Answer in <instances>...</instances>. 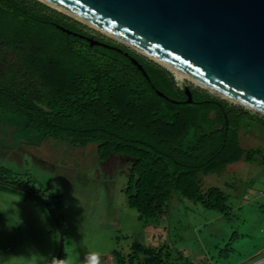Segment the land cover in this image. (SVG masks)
Returning a JSON list of instances; mask_svg holds the SVG:
<instances>
[{"label":"trees","instance_id":"1","mask_svg":"<svg viewBox=\"0 0 264 264\" xmlns=\"http://www.w3.org/2000/svg\"><path fill=\"white\" fill-rule=\"evenodd\" d=\"M79 36L121 52L90 47ZM0 60V118L8 117L17 144L38 147L51 138L79 148L96 145L101 163L127 157L124 193L140 219L163 217L174 199L227 215V196L218 188L203 190L201 176L252 163L260 153L240 144L251 120L264 127L257 115L197 88H189L187 104L167 70L35 0H0ZM0 189L24 193L52 213L18 183L0 179ZM114 257L117 264H171L161 251L141 245L127 260Z\"/></svg>","mask_w":264,"mask_h":264},{"label":"rangeland","instance_id":"2","mask_svg":"<svg viewBox=\"0 0 264 264\" xmlns=\"http://www.w3.org/2000/svg\"><path fill=\"white\" fill-rule=\"evenodd\" d=\"M177 84L200 89L188 80ZM7 118H0V179L35 193L52 213L24 193L0 189V264H90L93 254L99 264H117L114 254L127 260L134 245L161 251L171 264H264V127L255 121L240 132V144L260 152L257 159L201 176L203 190L227 196V215L174 199L166 215L143 220L124 193L127 157L101 163L96 145L51 138L19 146Z\"/></svg>","mask_w":264,"mask_h":264},{"label":"water","instance_id":"3","mask_svg":"<svg viewBox=\"0 0 264 264\" xmlns=\"http://www.w3.org/2000/svg\"><path fill=\"white\" fill-rule=\"evenodd\" d=\"M35 1L83 26L86 22L171 74L170 68L181 72L210 95L264 117V0ZM79 37L90 47L121 52ZM124 55L147 78L138 62ZM178 87L192 103L189 87Z\"/></svg>","mask_w":264,"mask_h":264},{"label":"bare ground","instance_id":"4","mask_svg":"<svg viewBox=\"0 0 264 264\" xmlns=\"http://www.w3.org/2000/svg\"><path fill=\"white\" fill-rule=\"evenodd\" d=\"M50 6L52 7V8H54L55 10H58V11H60V12H62V13H66L64 10H62L61 8H58V7H56V6H53V5H51L50 4ZM80 21H82V20H80ZM82 23L84 24V25H88L89 26V24H87L86 22H84V21H82ZM91 27V26H90ZM95 31H97V32H99V33H102V34H104V35H107V34H105L104 32H102V31H100V30H97L96 28H93ZM170 71L172 72V74L174 75V77L177 79V81L178 82H181V83H184V81H186V80H188L189 82H191L193 85H195V86H197V87H199V88H203V89H206L204 86H202L201 84H199L198 82H195L194 80H192V79H190L189 77H187L186 75H184V74H182L181 72H178V71H176V70H174V69H171L170 68Z\"/></svg>","mask_w":264,"mask_h":264},{"label":"clouds","instance_id":"5","mask_svg":"<svg viewBox=\"0 0 264 264\" xmlns=\"http://www.w3.org/2000/svg\"><path fill=\"white\" fill-rule=\"evenodd\" d=\"M90 264H99L98 262V257L96 254H93L91 257H90Z\"/></svg>","mask_w":264,"mask_h":264},{"label":"flooded vegetation","instance_id":"6","mask_svg":"<svg viewBox=\"0 0 264 264\" xmlns=\"http://www.w3.org/2000/svg\"><path fill=\"white\" fill-rule=\"evenodd\" d=\"M0 77H4V69H3V64L1 63V60H0Z\"/></svg>","mask_w":264,"mask_h":264},{"label":"crops","instance_id":"7","mask_svg":"<svg viewBox=\"0 0 264 264\" xmlns=\"http://www.w3.org/2000/svg\"><path fill=\"white\" fill-rule=\"evenodd\" d=\"M53 246H54V244H53ZM50 251L51 252L47 251V253H50V255H51V253L53 254V249H50ZM51 258H52V256H49V260H51ZM45 264H49V262H45Z\"/></svg>","mask_w":264,"mask_h":264}]
</instances>
